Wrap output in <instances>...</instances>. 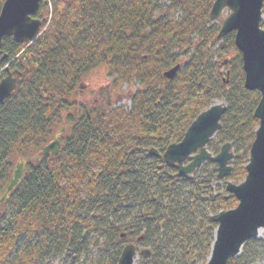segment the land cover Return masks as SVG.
I'll return each mask as SVG.
<instances>
[{
	"label": "trees",
	"instance_id": "16d2710c",
	"mask_svg": "<svg viewBox=\"0 0 264 264\" xmlns=\"http://www.w3.org/2000/svg\"><path fill=\"white\" fill-rule=\"evenodd\" d=\"M215 1L43 0L40 13L51 11L42 35L30 45L6 40L0 69L19 55L11 68L28 74L0 103V195L16 160L38 155L64 126L84 77L108 66L118 82L140 89L130 109L67 115L70 135H63L59 156L27 164L0 208V264H118L124 246L136 241L151 252L139 264L207 263L217 229L212 217L238 204L226 182L246 179L260 101L245 88L235 34L217 41L221 24L210 20ZM222 59L227 86L218 75ZM214 100L227 111L208 149L218 154L231 143L233 173L220 180L217 166L207 163L178 177L163 154ZM259 260L264 242L251 240L231 264Z\"/></svg>",
	"mask_w": 264,
	"mask_h": 264
},
{
	"label": "water",
	"instance_id": "95a60500",
	"mask_svg": "<svg viewBox=\"0 0 264 264\" xmlns=\"http://www.w3.org/2000/svg\"><path fill=\"white\" fill-rule=\"evenodd\" d=\"M58 2L61 0H51ZM42 0H6L0 11V48L4 40L12 38L16 44L24 45L35 42L44 26L46 19H35ZM264 0H216L210 20L217 22L229 11L223 21L217 41L234 33L235 45L241 53L244 69V85L249 91H257L260 101L256 107L254 118L259 121L255 139L250 148L249 163L246 166L247 176L244 182L235 184L227 182L226 191L238 201L236 208L222 211L212 217L217 224L214 243L207 264H231V261L242 252L243 247L264 230ZM180 66H176L165 74L173 79ZM8 71V77L0 82V103L8 99L17 90L20 78L25 73H18L14 78ZM229 73L227 77L229 78ZM227 107L218 102L202 112L187 130L180 143L170 145L163 158L165 163L178 171V177L194 174L207 162L218 165V179L231 176V162L234 154L232 145L225 144L217 156H212L207 147L212 139L222 130L221 119ZM67 130L62 127L54 141L42 148L33 158H20L6 190L0 196V206L7 202L10 195L22 183L27 173L26 164L32 161L39 163L41 156L58 157L62 144L61 135ZM150 154L159 157L158 151L152 149ZM188 163V164H186ZM126 238V235H122ZM142 255L149 258L150 251L143 250ZM138 256L134 244L123 249L119 264H136Z\"/></svg>",
	"mask_w": 264,
	"mask_h": 264
},
{
	"label": "rangeland",
	"instance_id": "374dc122",
	"mask_svg": "<svg viewBox=\"0 0 264 264\" xmlns=\"http://www.w3.org/2000/svg\"><path fill=\"white\" fill-rule=\"evenodd\" d=\"M229 13V11L224 12L222 19L220 20L221 23L226 17H228ZM175 14L177 15L176 17L181 15L179 12ZM223 62V59L218 60V75L225 79L226 73L229 72V68L225 64H222ZM7 64L8 63H6L2 68H4ZM139 89V83L128 85L118 82L116 76L111 73L108 66H101L92 71V73L84 77L81 81L78 93L74 98L75 106L70 111L64 113V119L66 122L63 121L62 125L68 124V120L66 118L67 115H77L81 114L85 110L102 108L104 105L108 104V101L111 103L112 107L122 106L126 109H130L132 104V95ZM95 99H98L99 101L96 102ZM65 135H70V133ZM3 214L4 212L1 211V216ZM256 240L264 242V231H262L261 236ZM93 254L95 255L98 253L93 252ZM140 258L137 260L136 264H139ZM60 260L61 259H57L49 262L48 264H63ZM255 264H264V260H259Z\"/></svg>",
	"mask_w": 264,
	"mask_h": 264
},
{
	"label": "flooded vegetation",
	"instance_id": "af4514ba",
	"mask_svg": "<svg viewBox=\"0 0 264 264\" xmlns=\"http://www.w3.org/2000/svg\"><path fill=\"white\" fill-rule=\"evenodd\" d=\"M35 18H37V19H40V20H44V18H45V13H40V11L38 12V14L35 16ZM9 39H11V38H8L7 40H9ZM12 40V39H11ZM13 42V41H12ZM3 47V46H2ZM2 47H1V49H2ZM11 72L12 73H14V76H16L17 74V70H11ZM109 93V92H108ZM101 96V95H100ZM95 101L96 102H98L99 100L98 99H95ZM107 105H109V106H111V103L108 101V104ZM106 107V105H104L103 106V108H105Z\"/></svg>",
	"mask_w": 264,
	"mask_h": 264
},
{
	"label": "bare ground",
	"instance_id": "6f19581e",
	"mask_svg": "<svg viewBox=\"0 0 264 264\" xmlns=\"http://www.w3.org/2000/svg\"><path fill=\"white\" fill-rule=\"evenodd\" d=\"M51 7V6H50ZM50 10V9H49ZM6 42V40H4L3 44ZM222 80H224L223 78H221ZM257 120V119H256ZM259 127V126H258ZM232 175V174H231ZM226 189V188H225ZM262 231H260L259 237L261 236Z\"/></svg>",
	"mask_w": 264,
	"mask_h": 264
}]
</instances>
